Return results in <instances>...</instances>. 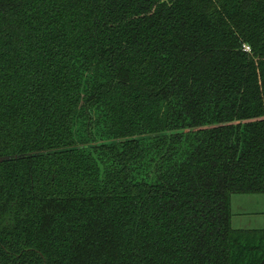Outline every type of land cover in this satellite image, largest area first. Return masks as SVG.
Instances as JSON below:
<instances>
[{"label": "trees", "instance_id": "obj_1", "mask_svg": "<svg viewBox=\"0 0 264 264\" xmlns=\"http://www.w3.org/2000/svg\"><path fill=\"white\" fill-rule=\"evenodd\" d=\"M0 264H264V0H0Z\"/></svg>", "mask_w": 264, "mask_h": 264}, {"label": "crops", "instance_id": "obj_2", "mask_svg": "<svg viewBox=\"0 0 264 264\" xmlns=\"http://www.w3.org/2000/svg\"><path fill=\"white\" fill-rule=\"evenodd\" d=\"M249 196V195H246ZM254 196V195H253ZM261 197V195H257ZM232 198L231 210H232V226L235 223L236 215H233V208L237 207L239 204L242 206H252L250 211H245L239 209L242 212L241 215L237 216V226L233 228L237 230H264V198L259 200L258 198H239L238 202L233 205Z\"/></svg>", "mask_w": 264, "mask_h": 264}, {"label": "rangeland", "instance_id": "obj_3", "mask_svg": "<svg viewBox=\"0 0 264 264\" xmlns=\"http://www.w3.org/2000/svg\"><path fill=\"white\" fill-rule=\"evenodd\" d=\"M233 198L236 199V200H233V205H234V204H236L235 202H238L239 198H258L259 200H261V198H264V195H261V197H259L257 195H254V196L253 195H249V196H246V195H235ZM251 208H252V206H242L241 204H239L237 207L233 208V213H234L233 215H236V218L234 217V219H235V223L233 224L234 227L237 226V224H236L237 218H238L237 216L242 214V212L239 211V209L245 210V211H250Z\"/></svg>", "mask_w": 264, "mask_h": 264}, {"label": "water", "instance_id": "obj_4", "mask_svg": "<svg viewBox=\"0 0 264 264\" xmlns=\"http://www.w3.org/2000/svg\"><path fill=\"white\" fill-rule=\"evenodd\" d=\"M20 157H25V156L23 155V156H14V157L0 158V162L6 161V160H11V159H17V158H20Z\"/></svg>", "mask_w": 264, "mask_h": 264}]
</instances>
